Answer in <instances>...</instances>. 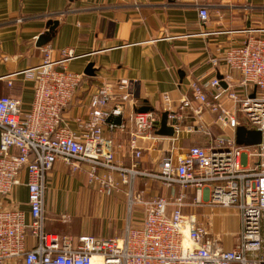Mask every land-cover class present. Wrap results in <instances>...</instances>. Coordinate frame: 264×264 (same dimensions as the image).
<instances>
[{
    "label": "built area",
    "instance_id": "built-area-1",
    "mask_svg": "<svg viewBox=\"0 0 264 264\" xmlns=\"http://www.w3.org/2000/svg\"><path fill=\"white\" fill-rule=\"evenodd\" d=\"M199 15L203 22L210 20L206 6ZM52 52L48 46L43 63L22 73L34 82L30 109L18 99L0 97V264H264V38L250 37L214 55L209 63L216 69L224 65V76L190 83L177 108L168 112L169 121L174 136L184 129L200 132L209 137V144L178 156L168 152L155 172L139 170L138 161L144 152L141 139L163 138L156 135L158 114L137 113L126 120L124 105L111 107L114 95L106 86L92 95L90 114L77 120L80 131L74 133L64 114L84 76L66 67L75 57L72 51L62 52L58 60ZM119 87L128 90L130 83L122 81ZM205 112L214 115L223 130L246 126L260 131L262 144L244 147L235 136L215 137L197 124ZM186 120L193 125L185 127ZM106 127L112 134H128L134 156L130 168L116 160L123 146L105 137ZM58 161L73 172L87 164L90 183L108 193L120 189L114 177L119 174L130 186V210L136 204L147 209L143 223L134 224L130 215L120 237L82 236L77 245L69 236L49 233L47 175ZM141 178L160 182L170 197L143 200L137 192ZM21 188L27 190L29 214L21 208ZM204 206L239 211L241 238L232 249H224L201 220L186 214L189 208Z\"/></svg>",
    "mask_w": 264,
    "mask_h": 264
},
{
    "label": "crops",
    "instance_id": "crops-1",
    "mask_svg": "<svg viewBox=\"0 0 264 264\" xmlns=\"http://www.w3.org/2000/svg\"><path fill=\"white\" fill-rule=\"evenodd\" d=\"M202 6L209 9L208 22L200 19ZM50 21H59V26L50 43L39 48L38 38L47 32ZM256 36L264 38V0H0V97L18 99L24 109H30L34 82L22 73L40 66L50 46L56 60L63 56L62 52L72 51L75 57L66 67L84 76L64 114L65 123L74 133L80 131L77 120L87 119L90 114L92 95L106 86L114 95L111 107L124 105L126 120L151 108L158 114L159 130L162 115L177 108L191 82H205L226 74L224 65L216 69L209 63L214 55ZM90 64H94V76L85 74ZM233 76L238 78L237 74ZM127 80L128 90L120 88V83ZM202 120L197 124L205 125L215 137H236V130H223L209 112L203 114ZM193 123L186 120L184 126ZM104 135L112 138L115 145L123 146L116 160L125 167L133 166L128 134H112L106 127ZM139 144L144 152L138 169L155 172L168 152L174 151L178 156L193 146L206 147L209 137L184 129L178 136L141 139ZM82 168L73 172L58 161L48 172L45 213L49 233L69 236L77 245L82 236L120 237L132 213L135 224L141 225L146 215L140 208L143 204H136L135 212L134 208L130 210V186L122 183L119 174L114 177L120 189L108 193L101 190L100 184L90 183L87 164H82ZM104 173L101 171L100 175ZM92 190L100 195L93 202ZM137 192L143 200L171 195L170 190L151 178H141ZM18 193L21 208L29 214L27 190L21 188ZM176 193H180L179 188ZM79 195L85 196V204L95 203L99 217H90L92 222L76 220L62 208L66 197ZM194 197L192 192L190 199ZM108 211L113 213L107 215Z\"/></svg>",
    "mask_w": 264,
    "mask_h": 264
},
{
    "label": "rangeland",
    "instance_id": "rangeland-1",
    "mask_svg": "<svg viewBox=\"0 0 264 264\" xmlns=\"http://www.w3.org/2000/svg\"><path fill=\"white\" fill-rule=\"evenodd\" d=\"M92 202L93 199L95 200L100 195L97 194L96 191H91ZM153 197V196H152ZM151 197L146 198V201L149 200ZM86 198L84 195L74 196L68 198L66 197L64 206L62 207L64 212L68 214H72L76 220H81L83 222L84 219L90 220V217H99L98 211H96L95 203L94 204H85ZM134 211L138 210V207L134 206ZM143 209L144 214H147V209L143 205L140 207ZM112 209V208H111ZM113 211L107 212L108 214H112ZM186 214L195 215L201 222H203L210 232V237L216 239L217 242L226 250L232 249L240 240L241 238V231H242V222L241 216L237 209L230 208V209H212L210 207L204 206L200 209L189 208L186 210ZM114 218L115 215L113 214ZM127 217V216H126ZM133 222L136 223L134 219V213H132ZM146 217V215H145ZM145 218H143L144 220ZM141 219L140 223L143 221ZM92 222V221H91ZM79 224H81L79 222ZM116 224V223H115ZM115 224H113L115 226ZM75 225L78 227V223L76 222ZM85 225V223H83ZM113 226V227H114Z\"/></svg>",
    "mask_w": 264,
    "mask_h": 264
},
{
    "label": "water",
    "instance_id": "water-1",
    "mask_svg": "<svg viewBox=\"0 0 264 264\" xmlns=\"http://www.w3.org/2000/svg\"><path fill=\"white\" fill-rule=\"evenodd\" d=\"M59 26V21H50L47 26V32L38 38L37 46L39 48L50 43L55 35L56 29ZM94 64H90L86 69L85 74L88 76H94ZM174 128L169 125V113L165 112L162 115L161 126L157 131V135L161 137H174ZM236 143L239 146L253 147L262 144L263 136L260 131L251 130L246 126H240L236 129Z\"/></svg>",
    "mask_w": 264,
    "mask_h": 264
},
{
    "label": "trees",
    "instance_id": "trees-1",
    "mask_svg": "<svg viewBox=\"0 0 264 264\" xmlns=\"http://www.w3.org/2000/svg\"><path fill=\"white\" fill-rule=\"evenodd\" d=\"M144 112H148V111H152V109L151 108H144V109H142Z\"/></svg>",
    "mask_w": 264,
    "mask_h": 264
},
{
    "label": "bare ground",
    "instance_id": "bare-ground-1",
    "mask_svg": "<svg viewBox=\"0 0 264 264\" xmlns=\"http://www.w3.org/2000/svg\"><path fill=\"white\" fill-rule=\"evenodd\" d=\"M98 264H101V263H98Z\"/></svg>",
    "mask_w": 264,
    "mask_h": 264
}]
</instances>
